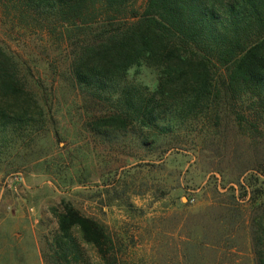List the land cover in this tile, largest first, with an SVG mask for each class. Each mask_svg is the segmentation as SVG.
Returning <instances> with one entry per match:
<instances>
[{
	"label": "rangeland",
	"instance_id": "rangeland-1",
	"mask_svg": "<svg viewBox=\"0 0 264 264\" xmlns=\"http://www.w3.org/2000/svg\"><path fill=\"white\" fill-rule=\"evenodd\" d=\"M40 24L0 8V48L43 109L42 125L0 155V264H45L65 204L104 226L118 264H253L244 223L225 239L216 202L234 195L241 220L250 215L249 202L264 196V166L251 169L264 142L240 135L232 114L216 134L198 119L145 144L94 133L111 107L72 84L65 45ZM126 82L153 88L156 74L133 67ZM73 233L82 257L72 264H105Z\"/></svg>",
	"mask_w": 264,
	"mask_h": 264
},
{
	"label": "trees",
	"instance_id": "trees-1",
	"mask_svg": "<svg viewBox=\"0 0 264 264\" xmlns=\"http://www.w3.org/2000/svg\"><path fill=\"white\" fill-rule=\"evenodd\" d=\"M139 1L0 0V8H10L25 24L41 23L51 39L65 45L72 84L111 107L93 123L94 133H132L145 144L198 119L214 131L232 114L240 135L261 145L264 0H143L138 6ZM141 65L155 71V91L126 82L129 70ZM42 120L43 109L25 87L15 58L0 48V155ZM255 158L251 169L257 170L264 157ZM229 199L216 202L224 238L244 223L253 264H264V196L249 202L250 215L242 220L241 202L234 195ZM58 227L43 254L45 264L81 259L73 230L105 264H118L112 238L97 220L65 204Z\"/></svg>",
	"mask_w": 264,
	"mask_h": 264
},
{
	"label": "clouds",
	"instance_id": "clouds-1",
	"mask_svg": "<svg viewBox=\"0 0 264 264\" xmlns=\"http://www.w3.org/2000/svg\"><path fill=\"white\" fill-rule=\"evenodd\" d=\"M152 91H155V88L151 89Z\"/></svg>",
	"mask_w": 264,
	"mask_h": 264
}]
</instances>
